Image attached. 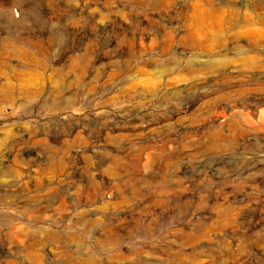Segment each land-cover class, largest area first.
Here are the masks:
<instances>
[{
    "label": "rangeland",
    "instance_id": "1",
    "mask_svg": "<svg viewBox=\"0 0 264 264\" xmlns=\"http://www.w3.org/2000/svg\"><path fill=\"white\" fill-rule=\"evenodd\" d=\"M246 48L264 0H0V264H264Z\"/></svg>",
    "mask_w": 264,
    "mask_h": 264
},
{
    "label": "bare ground",
    "instance_id": "2",
    "mask_svg": "<svg viewBox=\"0 0 264 264\" xmlns=\"http://www.w3.org/2000/svg\"><path fill=\"white\" fill-rule=\"evenodd\" d=\"M203 13L204 12L202 10L200 13H198V15H195L196 22L202 21ZM14 15L20 16V13L16 10V11H14ZM77 34H78V32L76 33V35ZM9 44H11V46L15 47L17 50L19 48H21L23 45V43H20V42L14 43L13 41H9ZM249 50L250 49H248V48L239 50V53H240V59H239L240 61L238 64L239 68L236 70H238L240 72V74H244L246 77H248L252 80H255V81L260 80V83H261V79L255 73V71H258L261 74H264V57L260 58L264 55V53H257V54L251 53L250 54ZM24 56H27L28 58H35V56L33 54H31L30 52L26 53ZM217 62H218L217 59L208 58L202 66L203 67L204 66L205 67H211L214 63H217ZM245 73H249V75L245 74ZM262 84H263L262 93H260L257 98L253 97V99H252L253 104H248L251 107V109L249 110V112H251V113H256V110L258 109V107L262 103H264V83L262 82ZM235 115H238V114L233 113V116H235ZM212 119H213V121L214 120L218 121L219 120V113H215L212 116ZM246 171H247V169H245L243 172H246Z\"/></svg>",
    "mask_w": 264,
    "mask_h": 264
}]
</instances>
